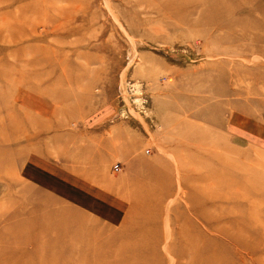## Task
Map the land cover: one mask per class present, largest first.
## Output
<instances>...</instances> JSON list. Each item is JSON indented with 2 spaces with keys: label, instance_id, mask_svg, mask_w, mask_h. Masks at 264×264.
<instances>
[{
  "label": "rangeland",
  "instance_id": "rangeland-1",
  "mask_svg": "<svg viewBox=\"0 0 264 264\" xmlns=\"http://www.w3.org/2000/svg\"><path fill=\"white\" fill-rule=\"evenodd\" d=\"M0 264H264V0H0Z\"/></svg>",
  "mask_w": 264,
  "mask_h": 264
},
{
  "label": "built area",
  "instance_id": "built-area-1",
  "mask_svg": "<svg viewBox=\"0 0 264 264\" xmlns=\"http://www.w3.org/2000/svg\"><path fill=\"white\" fill-rule=\"evenodd\" d=\"M117 164H118V163L113 164V166H112V170H113V171H117V170L119 169V167H118Z\"/></svg>",
  "mask_w": 264,
  "mask_h": 264
}]
</instances>
